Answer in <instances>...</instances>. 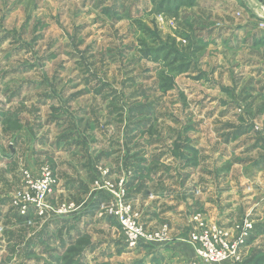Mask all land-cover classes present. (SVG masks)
Segmentation results:
<instances>
[{"label":"rangeland","instance_id":"374dc122","mask_svg":"<svg viewBox=\"0 0 264 264\" xmlns=\"http://www.w3.org/2000/svg\"><path fill=\"white\" fill-rule=\"evenodd\" d=\"M127 163L153 190L188 175L209 223L248 219L237 264H264V0H0V264H68L85 231L82 264H167L97 217ZM45 167L64 218L20 214Z\"/></svg>","mask_w":264,"mask_h":264},{"label":"built area","instance_id":"2783aa9c","mask_svg":"<svg viewBox=\"0 0 264 264\" xmlns=\"http://www.w3.org/2000/svg\"><path fill=\"white\" fill-rule=\"evenodd\" d=\"M25 184L30 194L28 203L21 204L20 214L32 208L34 214L45 217L51 211L58 218L76 210L74 204L62 203L58 207H51L47 197L52 194L55 180L49 168L42 169L39 179H33L31 174L24 172ZM112 182L107 179V172L101 170V177L95 180V191L104 192L109 198L108 202H99L96 214L100 218H112L121 229L125 245L130 249H137L144 245H167L170 242L169 228L161 226L157 230H150L140 222L139 216L127 201V186L123 179ZM192 225L185 243L192 247L194 258L201 264H221L232 262L237 264L244 258L248 247V239L253 230V225L248 219L235 223L230 228L216 226L201 217L200 214L192 215ZM196 261V260H195ZM193 264H196L195 262Z\"/></svg>","mask_w":264,"mask_h":264},{"label":"crops","instance_id":"0c3cea01","mask_svg":"<svg viewBox=\"0 0 264 264\" xmlns=\"http://www.w3.org/2000/svg\"><path fill=\"white\" fill-rule=\"evenodd\" d=\"M197 165L198 164H196L195 167ZM233 165L229 164V168L227 170L232 169ZM129 167L135 168L132 165H129ZM261 168L262 167L260 166L257 168L258 172L262 170ZM128 173L130 174L129 176H126V179H128L126 181H129V185L127 187L128 194L126 197L127 201H129L133 209V212L139 216L140 222H142L148 229H153L160 225H165L169 228L170 239L172 238V241L169 242L170 244L165 245L164 249L163 247L159 246L162 249H160L158 254L154 253L153 251H149L150 255L153 253L150 259L153 257L155 259L158 256L161 257V259H165V263L167 264H193L195 262L193 249L192 247H190V245L185 243L187 239V233L190 229V226L192 225L191 217L195 213H193L192 211V204L193 206H197V210L200 211L202 206L208 207L207 205L209 204L206 203L207 201L205 200L204 202V199L197 201L192 200L195 198H192L191 195V179H189L188 175L186 177L187 181L184 182L182 186H180L179 184V186H176L174 184H171L169 186L165 183H156V188H154L153 190V188L149 185V180L145 179L144 173L143 171H141V168L139 170L134 169L133 173L128 169L125 174ZM159 185H165L169 189L165 192H162ZM200 189V187L193 188V193L195 196L200 194ZM94 194L100 196V194L98 193ZM99 200L100 198L97 199V203H93L94 208L96 209ZM98 218L109 219L110 232L109 230L106 231V238L108 235L110 237H119V231H117L118 229L116 228L117 225L112 219H110V217ZM111 224L115 225L114 229L112 228ZM88 234V231L80 233L74 240H78V238L80 237L91 239V236Z\"/></svg>","mask_w":264,"mask_h":264},{"label":"trees","instance_id":"16d2710c","mask_svg":"<svg viewBox=\"0 0 264 264\" xmlns=\"http://www.w3.org/2000/svg\"><path fill=\"white\" fill-rule=\"evenodd\" d=\"M127 165L129 166V163H127ZM130 165H132V164H130ZM132 166H134L135 167L134 169H137V170H139L141 168V167L136 168V165H132ZM128 182L129 181H126L127 187L129 185ZM26 214H28V212ZM21 217L22 218H28L29 216L24 215V217L23 216H21ZM83 239L85 240V238L80 237V238H78V240H75L73 242V244L70 243L68 245L69 247L66 249L67 256H65V258L63 259L64 262H66L68 264H82V262L80 260H78V258L81 255V253L84 251V249L89 246V243L88 242L86 243Z\"/></svg>","mask_w":264,"mask_h":264}]
</instances>
